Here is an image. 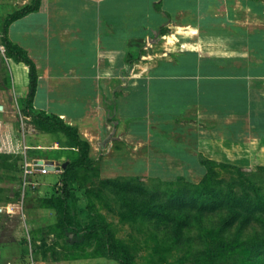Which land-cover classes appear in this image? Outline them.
I'll return each instance as SVG.
<instances>
[{
	"label": "crops",
	"instance_id": "crops-1",
	"mask_svg": "<svg viewBox=\"0 0 264 264\" xmlns=\"http://www.w3.org/2000/svg\"><path fill=\"white\" fill-rule=\"evenodd\" d=\"M31 2L0 0V28ZM8 38L36 66L34 109L78 129L103 179L137 161L264 166V0H40Z\"/></svg>",
	"mask_w": 264,
	"mask_h": 264
},
{
	"label": "rangeland",
	"instance_id": "rangeland-1",
	"mask_svg": "<svg viewBox=\"0 0 264 264\" xmlns=\"http://www.w3.org/2000/svg\"><path fill=\"white\" fill-rule=\"evenodd\" d=\"M21 71L11 62L5 47L0 46V100L8 105L7 112L0 114V197L3 203L0 204V264H118L103 255L98 236L90 243H83L72 233H62L54 211L45 207L43 200L50 197L58 186L62 170L42 178L39 188L30 187L26 192L23 184L19 183L26 161L40 157L48 162H56L63 169L68 155L74 156L72 152L62 149L51 150L54 140L60 145L66 144L63 134L53 135L34 124L31 118L25 117L19 90L15 89L17 83L28 78L27 73L24 77ZM10 113L16 116L11 118ZM26 142L43 147L27 149ZM174 147H164V155L170 154L168 151ZM239 157L238 163H221L237 166L248 173L257 171L259 166L250 163L247 156ZM128 166L129 169L123 170L108 169L107 173L114 177L110 179H136L151 193L155 189H167V182L180 177L196 184L203 177L202 170L182 171L174 168L172 163L169 171H162L163 164L150 165L144 161ZM216 171L224 179L231 174L228 168L217 167ZM77 178L81 186L77 193L82 219H87L88 206H93L111 225L115 240L133 251L135 259L132 264H262L253 258L246 246L219 253V248L211 245V251L207 254L204 243L190 244L184 241L186 243L177 244L175 237L167 235L164 225L157 229L150 221L146 225L140 224L142 213L134 211L138 210L141 201L149 197L139 198L140 201L136 200L135 203V200H128L121 193H116L113 187L103 186L105 179L101 177L98 162L93 170H80ZM131 185L135 186V182ZM24 239L28 240L27 245H22Z\"/></svg>",
	"mask_w": 264,
	"mask_h": 264
},
{
	"label": "trees",
	"instance_id": "trees-1",
	"mask_svg": "<svg viewBox=\"0 0 264 264\" xmlns=\"http://www.w3.org/2000/svg\"><path fill=\"white\" fill-rule=\"evenodd\" d=\"M39 7L40 0H32L31 4L8 15L1 27L0 37L7 56L28 68V85L23 102L24 115L53 135L63 134L66 144H61V149L74 154L68 155L65 161L67 165L60 173L58 186L50 197L43 200L44 205L54 211L62 233H72L81 238L83 243H90L98 236L100 248L107 259L118 264H132L135 259L133 251L115 240L111 225L93 206H88L87 219H82L77 193L81 186L78 184L77 174L82 169L95 168L96 162L90 157V143L80 135L77 128L67 124L60 117L34 109L38 81L36 66L26 51L8 38L10 24L37 11ZM128 60L131 61L130 58ZM202 165L205 170L198 184L180 177L176 181L167 182V189H155L152 193L133 178L105 179L102 185L113 187L116 193H121L128 200H135V203L136 200L149 197L148 200L141 201L138 210L134 211L142 213L140 224L146 225L150 221L157 229L164 225L167 235L175 237L177 244L204 243L203 248L207 254L212 246L219 248V253L246 246L253 258L263 264L264 166H259L255 173H248L237 166L208 159L203 160ZM217 167L231 169L229 178H220ZM21 182L22 179H19L20 184ZM134 182L135 186L131 185ZM0 204H3L1 197ZM135 221L137 222L136 219ZM27 243L28 240L24 239L22 245Z\"/></svg>",
	"mask_w": 264,
	"mask_h": 264
},
{
	"label": "built area",
	"instance_id": "built-area-1",
	"mask_svg": "<svg viewBox=\"0 0 264 264\" xmlns=\"http://www.w3.org/2000/svg\"><path fill=\"white\" fill-rule=\"evenodd\" d=\"M39 161H43L40 163ZM62 170L56 163L37 159L30 162L26 161L22 169V184L24 191L32 188H39L41 179L52 172L60 173ZM1 211V210H0Z\"/></svg>",
	"mask_w": 264,
	"mask_h": 264
},
{
	"label": "water",
	"instance_id": "water-1",
	"mask_svg": "<svg viewBox=\"0 0 264 264\" xmlns=\"http://www.w3.org/2000/svg\"><path fill=\"white\" fill-rule=\"evenodd\" d=\"M2 110H3V106L0 105V111H2ZM39 162L42 163L43 161H39ZM66 165H67V162L62 165V168H65Z\"/></svg>",
	"mask_w": 264,
	"mask_h": 264
}]
</instances>
